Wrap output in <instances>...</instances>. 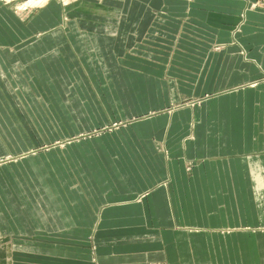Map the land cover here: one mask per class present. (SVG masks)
Instances as JSON below:
<instances>
[{"label":"crops","instance_id":"1","mask_svg":"<svg viewBox=\"0 0 264 264\" xmlns=\"http://www.w3.org/2000/svg\"><path fill=\"white\" fill-rule=\"evenodd\" d=\"M253 1L111 0L94 6L104 22L46 13L55 30L28 45L16 27L1 35L0 10V157H16L0 165V264H264ZM84 72L103 101L81 96ZM34 83L64 91L71 126L52 119V139L155 114L29 154Z\"/></svg>","mask_w":264,"mask_h":264},{"label":"rangeland","instance_id":"2","mask_svg":"<svg viewBox=\"0 0 264 264\" xmlns=\"http://www.w3.org/2000/svg\"><path fill=\"white\" fill-rule=\"evenodd\" d=\"M110 2L111 0H0V10L2 17L1 31L4 32H1V35L3 36L4 34H9L7 31L8 27H16V32L18 33V35L24 36L26 45L29 44V41H37L39 38L46 36L47 32L55 30V28H46V13L49 14L52 18L54 17L55 19L58 14V17L63 25H66L67 21H77L80 24H87L96 20H101V22H104L103 16L105 13L103 11H95L94 6L100 4L105 5L106 3ZM263 5L264 0H256L253 1V3H250L249 7L260 8ZM96 15H101V17ZM110 17L111 15L109 13V18ZM24 46L25 45L23 44H18L17 50H21L22 48H24ZM217 48L218 45H215L214 49ZM83 76V80L78 81L76 79L77 81H75L77 86H79L81 96H83L86 101H90L95 99L93 97L94 95L96 99H98L99 101H103V93L94 91L91 93V91H89V88L93 83L90 76H88V74L85 72L83 73ZM33 85L34 96L36 97V95H43V101L41 102L40 98L36 101V103L34 101L32 106L31 123H27L28 126H26L27 130H30L32 135V140L30 142L28 150L29 154L48 153V150L50 149L63 148L65 145L70 143L71 140L86 138L103 132H112L115 129L117 130L122 126L127 125V123L130 124L131 122L142 119L145 116H153L155 114L151 112L147 115L132 116L126 121L118 120L110 124H104L100 127L92 128L83 133L72 134L62 140L52 139V137H54L52 131L55 130L54 128L56 125H54L52 119L56 120L57 125L62 126V128L66 129L67 131L70 130L69 126H71L70 124H67L65 120V112H67V109L62 106V103L64 102L62 99V94L64 92L63 90H61L62 85L51 83L50 89L53 88L54 90H49V92L47 93L45 91H41V87H43L42 85L36 83H34ZM44 95L47 96L46 100ZM207 96L209 95H203V97H198L197 99L184 100L180 104L193 105L196 102H199L200 100L206 98ZM171 104L172 105L156 113H171L172 109L177 107V105H173V103ZM40 109L45 113V117L41 116ZM45 118L49 120V124L43 121ZM73 131L74 130L70 132ZM14 160H16L15 156H2L0 157V165L3 163H9ZM150 264L164 263L154 262Z\"/></svg>","mask_w":264,"mask_h":264}]
</instances>
